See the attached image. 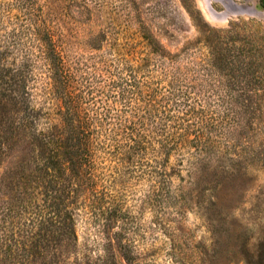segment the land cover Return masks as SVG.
Here are the masks:
<instances>
[{
	"label": "rangeland",
	"instance_id": "1",
	"mask_svg": "<svg viewBox=\"0 0 264 264\" xmlns=\"http://www.w3.org/2000/svg\"><path fill=\"white\" fill-rule=\"evenodd\" d=\"M33 1L54 27L79 86L86 89L92 81L94 97L99 80L108 77L106 65L111 69L123 57L135 65L146 62V73L157 78L151 51L190 50L199 60L208 51L207 36L227 34L235 53L252 55L241 56L256 70L243 77L251 82L244 95L259 97L261 109L245 114L237 146L242 158L233 162L241 173L225 174L221 190L213 189L212 175L188 153L171 155V179L162 192L151 186L147 160L120 163L102 150L96 190L85 193L80 162L71 164L63 155L46 159L28 133L20 132L0 159V264H21L20 241L32 228L41 242L32 249L30 264H264L262 0ZM196 69L185 82L197 89L202 73ZM36 72L40 79L41 70ZM194 91L193 104L202 108L200 97L208 122L230 130L223 108ZM67 211L75 233L67 231ZM40 215L44 229L28 221L36 224Z\"/></svg>",
	"mask_w": 264,
	"mask_h": 264
},
{
	"label": "trees",
	"instance_id": "2",
	"mask_svg": "<svg viewBox=\"0 0 264 264\" xmlns=\"http://www.w3.org/2000/svg\"><path fill=\"white\" fill-rule=\"evenodd\" d=\"M214 38L207 36L208 51L199 60L190 50L151 51L157 78L146 73V62L135 65L123 57L111 69L106 65L108 77L99 80L94 97L92 81L86 82V89L79 86L43 9L33 0H0V159L9 141L25 131L46 159L63 155L71 164L80 162L85 193L96 190L95 164L102 150L120 163L147 160L153 190L164 192L171 179L167 163L173 153L183 152L212 175L213 189L221 190L225 174L241 173L233 162L242 158L237 146L245 114L261 106L259 97L244 95L251 82L243 77L256 73L251 59H241L249 55L235 53L227 34ZM196 68L202 73L197 89L185 82ZM194 90L206 96L210 106L223 108L222 120L231 124L230 130L208 122L200 97L202 108L193 104ZM67 213V231L75 233L72 212ZM37 219L36 224L28 221L44 229V217ZM37 234L33 228L23 232L21 264L34 260L31 251L41 242Z\"/></svg>",
	"mask_w": 264,
	"mask_h": 264
}]
</instances>
